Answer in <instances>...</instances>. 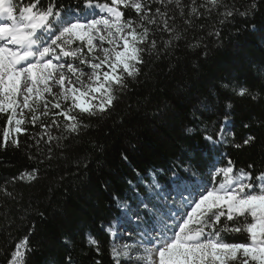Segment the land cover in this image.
Instances as JSON below:
<instances>
[{
    "label": "snow or ice",
    "instance_id": "6c2138e0",
    "mask_svg": "<svg viewBox=\"0 0 264 264\" xmlns=\"http://www.w3.org/2000/svg\"><path fill=\"white\" fill-rule=\"evenodd\" d=\"M261 4L264 0H0V118L6 125L0 147L18 148L26 125H39L31 145L37 156L29 159H39L42 142L47 160L56 150L55 158L64 157L89 134L93 119L111 116L133 84L150 78L144 72L149 61L173 57L182 41L207 58L204 37L189 40V33L203 30L200 22L215 17L208 35L222 46L220 26L254 18ZM178 65V59L170 62L169 70ZM260 76L264 79V70ZM237 101L264 107V89L229 75L213 80L204 99L193 104L194 120L203 116L201 108L219 117L212 131L208 125L183 127L186 136L203 132L209 149L203 167L192 154L178 157L151 173L156 179L140 202L112 195L117 214L100 225L113 240L112 264H264V143L257 131L237 141L230 127ZM162 111L156 109L153 118L162 119ZM243 127L264 133V115ZM223 145L238 151L259 145L260 158L238 167L220 150ZM121 158L128 160L123 152ZM76 160L87 167V156ZM159 174L167 175L170 192L165 193ZM38 180L39 169L33 168L5 181L0 191L16 199L7 184ZM151 193L155 196L147 199ZM34 233L32 224L9 247H0L3 264H29L38 251L31 244ZM81 233L86 246L102 255L100 241L85 226L66 234L62 243L71 248ZM45 264L74 262L69 252Z\"/></svg>",
    "mask_w": 264,
    "mask_h": 264
},
{
    "label": "trees",
    "instance_id": "16d2710c",
    "mask_svg": "<svg viewBox=\"0 0 264 264\" xmlns=\"http://www.w3.org/2000/svg\"><path fill=\"white\" fill-rule=\"evenodd\" d=\"M214 21L215 17L210 21H201L205 25L203 30L189 33V40L193 36L204 37L209 47L207 58L201 54V49H189L182 41L173 57L149 61L144 72L150 78L142 76L139 84H133L131 90L117 102L111 116L103 120L93 119L89 134L82 141H77L75 150H70L64 157L55 158L59 151L56 150L54 158L47 160L46 146L42 142L39 159H29V156H37V148L31 145L34 143L32 137L40 132L39 125H27V132L19 137L18 148L11 145L0 147V187L22 172L39 169V180L31 185L27 182L6 185L16 199L0 191V247H9L35 224L31 244L38 251L30 257L29 264H45L49 257L63 260L69 252L74 264H94L97 259L101 264H112L109 237L100 227L117 214L112 195L140 202L149 190V181L156 179L151 173L169 167L178 157L192 154L194 163L203 167L209 150L203 140V132L186 136L183 127L196 125L202 129L208 125L209 131H212L213 126H218L219 117L214 111L201 108L204 114L199 120L191 116L193 104L198 99H204L213 80L235 75L241 83L254 90L264 89V79L260 76L264 70V4L248 21L237 18L220 26L223 44L219 47L215 37L208 35ZM253 23L255 31L251 29ZM177 59L178 69L170 71V62L175 63ZM156 109L163 110L162 119L153 118ZM233 113L230 127L237 141L250 131H257L264 143V133L243 127L245 122L264 115V107L237 101ZM5 126V120L0 118V130ZM52 134L59 133L53 129ZM2 139L0 131V142ZM97 144L102 146V150L95 147ZM130 144H134L135 148ZM220 150L230 155L238 167L260 158L259 145L239 151L231 145H223ZM122 152L127 154V161L121 158ZM201 154H204V160L200 159ZM77 155L87 156L86 168L83 162L77 165ZM158 178L165 193L170 192L166 185L167 175L159 174ZM40 212L45 214L43 218ZM81 226H85L100 241L102 255L97 256L86 246L83 233L75 236L71 248L64 246L65 235L76 233ZM3 259L0 254V264H3Z\"/></svg>",
    "mask_w": 264,
    "mask_h": 264
},
{
    "label": "rangeland",
    "instance_id": "374dc122",
    "mask_svg": "<svg viewBox=\"0 0 264 264\" xmlns=\"http://www.w3.org/2000/svg\"><path fill=\"white\" fill-rule=\"evenodd\" d=\"M26 127H27V125H26ZM226 154V153H225ZM148 189H149V187H148ZM151 195V196H150ZM163 195V194H162ZM155 196V193H151V194H149L148 196H147V199H152L153 197ZM143 199H145V198H143ZM106 233V232H105ZM107 237H109V248L111 247V244H112V242H113V240H112V238L108 235V233H107Z\"/></svg>",
    "mask_w": 264,
    "mask_h": 264
}]
</instances>
